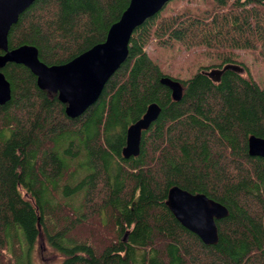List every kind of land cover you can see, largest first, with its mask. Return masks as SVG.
<instances>
[{
  "label": "trees",
  "instance_id": "trees-1",
  "mask_svg": "<svg viewBox=\"0 0 264 264\" xmlns=\"http://www.w3.org/2000/svg\"><path fill=\"white\" fill-rule=\"evenodd\" d=\"M210 1L203 12L160 11L135 28L126 59L76 118L23 66L0 69L10 89L0 106V264H32L40 239L59 264H264V159L246 147L249 136L264 139V0ZM128 2L34 0L10 27L7 48L31 46L46 66L65 64L102 43ZM173 42L218 63L170 78L144 48ZM235 51L255 52L259 83L246 72L224 71L216 83L202 73L242 68ZM162 77L179 83L178 101ZM151 103L160 112L138 155L124 160L126 128ZM173 186L225 207L214 245L167 210Z\"/></svg>",
  "mask_w": 264,
  "mask_h": 264
},
{
  "label": "water",
  "instance_id": "water-1",
  "mask_svg": "<svg viewBox=\"0 0 264 264\" xmlns=\"http://www.w3.org/2000/svg\"><path fill=\"white\" fill-rule=\"evenodd\" d=\"M33 1L0 0V69L6 64L26 68L34 76L36 87L55 94L58 102L64 105L65 116L72 119L80 116L97 100L106 81L124 62L133 30L160 12L170 0H129L118 20L108 28L102 43L92 46L65 64L52 66L41 63L36 49L31 46L23 45L11 50L7 48L10 27ZM224 71L242 74L243 69L226 64L202 73L216 83ZM159 83L169 90L173 101L179 100L181 89L178 82L162 77ZM9 99V84L0 73V106ZM159 112V107L151 103L142 116L126 128L121 149L124 160L138 155L141 134L155 121ZM246 147L248 156L264 159V139L249 136ZM164 205L176 222L195 235L202 244L210 246L217 242L215 222L227 216L225 207L202 194H190L176 186L167 190Z\"/></svg>",
  "mask_w": 264,
  "mask_h": 264
},
{
  "label": "rangeland",
  "instance_id": "rangeland-1",
  "mask_svg": "<svg viewBox=\"0 0 264 264\" xmlns=\"http://www.w3.org/2000/svg\"><path fill=\"white\" fill-rule=\"evenodd\" d=\"M210 6V0H170L164 5L161 13L165 15L186 10L200 13L209 9ZM144 51L151 61L158 66L162 74L176 80L188 79L199 68H210V66L212 67L218 63L215 57L203 53V48L187 49L176 42L165 47H157L153 43H149ZM233 57L245 69L241 74L242 76H245L246 72L254 82L259 83L261 81L262 65L256 58L255 52L235 51ZM28 259L32 264H59L60 258L53 249L46 247L43 239H40L28 252Z\"/></svg>",
  "mask_w": 264,
  "mask_h": 264
}]
</instances>
